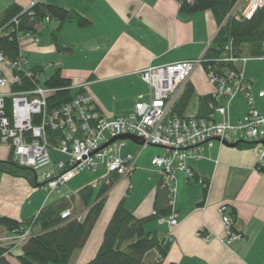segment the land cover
<instances>
[{
	"label": "crops",
	"instance_id": "crops-1",
	"mask_svg": "<svg viewBox=\"0 0 264 264\" xmlns=\"http://www.w3.org/2000/svg\"><path fill=\"white\" fill-rule=\"evenodd\" d=\"M34 2L36 0H0V19L10 6L17 5L27 11ZM43 3L75 11L87 19L90 26L80 28L75 22L64 24L59 33L64 51H59L52 40L59 25L46 19L35 34L21 36L25 69L42 71L41 85L60 70L63 78L72 82L73 92L86 86L96 108L108 119L131 114L140 98L149 102L150 89L139 76L141 71L150 66L201 59L220 30L212 12L181 14L177 0H44ZM4 73L11 76L7 69ZM205 75L204 69L198 67L190 78L194 96L199 101L214 94ZM244 77L255 90L263 89L264 57L251 58L244 65ZM5 92L6 89H0V93ZM255 105L264 115V101L256 96ZM247 111V100L241 94L231 103L227 118L237 125ZM222 120L221 116H215V122ZM151 149L144 157L145 148L124 141L121 155L135 158V171L129 179L119 178L108 193L88 243L74 255L71 264L75 259V264H87L97 256L105 230L122 201L138 219L155 213L156 195L164 176L152 161L165 151L157 147ZM260 149L257 143L247 148H230L216 142L212 148L197 152L196 157L189 160L194 177L176 175L173 212L177 226L170 228L161 221L147 226L149 233L172 238L163 264H264V173L258 168ZM12 151L10 144L1 142L0 162L8 161ZM86 175L89 177L72 178L65 191L62 190L64 193L54 198V194H47L27 179L0 172V218L28 222L45 207L62 199L69 200L70 196L72 211L76 210L83 219L88 209L79 193L91 187L97 194L108 174L102 170L97 175ZM97 182L99 185L94 187ZM206 183L209 186L205 195ZM136 188L139 191L134 195ZM223 205L229 206L235 214L236 231L243 235L241 241L229 247L221 241L226 237L219 214ZM34 231L39 232L33 229L32 233ZM13 236L12 232L0 228L1 243ZM9 247V261L19 264L17 258L22 255V246Z\"/></svg>",
	"mask_w": 264,
	"mask_h": 264
},
{
	"label": "built area",
	"instance_id": "built-area-1",
	"mask_svg": "<svg viewBox=\"0 0 264 264\" xmlns=\"http://www.w3.org/2000/svg\"><path fill=\"white\" fill-rule=\"evenodd\" d=\"M43 1L36 0L32 6ZM250 5V11L245 13L247 18L264 5V0H250ZM226 50L231 51V48ZM250 59L231 54L220 59L219 65H231L234 69H223L221 66V73L212 67L208 71L204 70L219 102V105H210L213 114L207 119L180 117L174 113L193 72L198 67L203 68L204 57L165 66H150L141 71L139 76L150 89L149 102L140 98L131 114L108 119L96 108L86 86H81V93L69 104L51 112L48 110V99L56 93L55 90L38 85L31 91L13 92L12 87L21 83L20 77L14 72L23 73L28 78L32 77V72L25 69V59L10 62L0 54V89L7 90L0 93L1 142L12 146L13 159L19 166L37 173L38 184L50 195L61 194L68 182L83 171H107L108 175L102 181L104 183H109L112 175L129 179L135 171V158L121 155L124 141L109 143L124 136H133L143 142L144 146L165 151L163 156L153 159L152 165L164 176L162 186L170 191L173 207L176 175L183 173L188 178L194 177L189 160L195 158L197 152L212 148L216 142L222 145L259 144L258 168L264 173V115L255 105L256 96L264 101V88L255 90L244 77V65ZM6 69L11 76L4 73ZM241 94L247 100L248 111L237 125H233L227 118L229 108ZM8 100H11V116L6 113ZM216 115L223 118L220 123L215 122ZM36 120L40 123H35ZM48 127L53 132H62L63 137L56 145L48 139ZM52 152L66 156V161L55 162ZM219 214L226 235L221 241L228 247L241 241L243 235L236 231L237 224L229 206H221ZM73 217L72 209L61 214L64 220ZM160 221L167 223L170 228L178 224L174 212L167 220L164 218ZM31 231V228L14 231V236L3 240V243L8 247L24 243ZM165 240L172 242L170 235Z\"/></svg>",
	"mask_w": 264,
	"mask_h": 264
},
{
	"label": "trees",
	"instance_id": "trees-1",
	"mask_svg": "<svg viewBox=\"0 0 264 264\" xmlns=\"http://www.w3.org/2000/svg\"><path fill=\"white\" fill-rule=\"evenodd\" d=\"M177 1L180 4L181 14L196 15L210 11L220 26L216 38L204 56L205 71L212 67L216 72L221 73V66L223 69H234L235 67L231 65H219L220 59L231 54L236 57H264V5L247 18L243 12L249 0ZM240 5L242 8L238 10ZM46 19L59 25L52 34V40L59 51H64L59 41V33L64 24L75 22L80 28L90 26V22L75 11L55 5L38 2L27 11L12 5L4 11L0 19V54H3L10 62L20 60L22 58L21 36L35 34ZM227 48H231V51H227ZM30 71L31 78L23 73L14 72L20 77L21 83L12 87L13 92L31 91L41 85L42 71ZM43 86L56 91L48 99L49 112L61 109L81 93V91L73 92L72 82L63 78L60 70L45 81ZM194 93V87L188 84L175 106L174 113L184 117ZM211 104L219 105L214 94L200 98L199 113L196 117L207 119L212 115ZM6 113L11 116V100L7 101ZM35 123L39 124L40 121L36 120ZM46 132L53 145H56L63 137L62 132H53L49 127ZM252 145L254 144H241L238 147L247 148ZM0 172L27 179L34 186H40L37 173L32 169L19 166L13 159V153L8 161L0 162ZM118 180V176L112 175L109 183H104L97 194L91 187L79 193L81 202L88 209L83 219L61 218L63 211L72 209L70 199H62L45 207L38 216L28 222H17L1 217L0 228L8 232L13 233L30 228L32 231L33 229L39 231L37 233L31 231L28 239L22 244V255L17 258L19 264H71L74 255L83 250L88 243L104 210L107 195ZM206 184L205 195L209 186L208 183ZM172 213L170 191L162 184L156 195L155 213L150 217L136 218L126 208L125 201H122L105 230L99 253L87 264H163L168 257L171 244L158 233L147 232V226L168 218ZM232 216L235 217L233 212ZM9 255L10 247L0 242V264H11Z\"/></svg>",
	"mask_w": 264,
	"mask_h": 264
},
{
	"label": "rangeland",
	"instance_id": "rangeland-1",
	"mask_svg": "<svg viewBox=\"0 0 264 264\" xmlns=\"http://www.w3.org/2000/svg\"><path fill=\"white\" fill-rule=\"evenodd\" d=\"M241 6L242 5H240L239 7H238V10H240L241 9ZM249 6H251L250 5V0H249V3H248V6L246 7V9H245V11H250V7ZM245 11L243 12L244 14H245ZM220 27V26H219ZM201 68V67H200ZM206 74V73H205ZM206 76V79L208 80V78H207V75H205ZM208 82H209V80H208ZM210 83V82H209ZM189 84H190V81H189ZM211 85V84H210ZM212 86V85H211ZM198 108H199V99H198V97L195 95L193 98H192V100H191V102H190V104H189V107L187 108V111H186V113H185V115L186 116H189V117H195L196 115H197V113H198ZM128 142H130V141H128ZM141 148H145L146 150H145V152H144V154H143V156L145 157V156H148L149 155V153H150V151L152 150L151 148H154V147H148V146H141ZM52 156L55 158V159H58V160H63V161H66V159H67V157L66 156H64V155H62V154H59L58 152H52ZM102 171V170H101ZM101 171H98L97 172V174L99 173V172H101ZM105 171V170H104ZM106 172V171H105ZM80 174H83V175H81V176H79V177H77L78 175H80ZM86 174H93V175H97L96 173H93V172H89V171H83V172H79V173H77L76 174V177L78 178V179H80V178H85V176H87V177H89V175H86ZM135 186V185H134ZM143 188H145V186L144 187H142V189ZM63 191H65V190H63ZM62 191V192H63ZM139 190H138V188H136V190L133 192V194L135 195L137 192H138ZM64 193V192H63ZM53 196H55L54 198H58V197H60V194L59 193H54V195ZM78 214V212L76 211V210H74L73 211V215H74V217H78L79 218V216L77 215ZM23 243V242H22ZM22 243L21 244H13L12 245V247H14V246H18V247H20V246H22ZM73 264H75L76 263V259L72 262Z\"/></svg>",
	"mask_w": 264,
	"mask_h": 264
},
{
	"label": "water",
	"instance_id": "water-1",
	"mask_svg": "<svg viewBox=\"0 0 264 264\" xmlns=\"http://www.w3.org/2000/svg\"><path fill=\"white\" fill-rule=\"evenodd\" d=\"M116 140H121V141H131V142H133V143H135V144H137V145H140V146H144V145H145V144H144L143 142H141L138 138H135V137H133V136H124V137H121V138H118V139H114V140H112L109 144H112V143L115 142ZM109 144L106 145L104 148H106L107 146H109ZM224 145L227 146V147H230V148H236V147H238V144L230 145V144L225 143Z\"/></svg>",
	"mask_w": 264,
	"mask_h": 264
}]
</instances>
